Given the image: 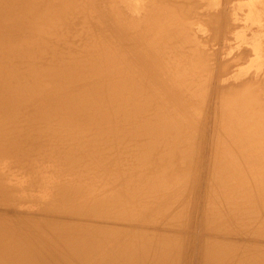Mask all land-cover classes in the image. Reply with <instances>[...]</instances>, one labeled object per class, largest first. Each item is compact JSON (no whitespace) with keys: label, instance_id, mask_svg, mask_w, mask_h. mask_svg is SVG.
<instances>
[{"label":"bare ground","instance_id":"1","mask_svg":"<svg viewBox=\"0 0 264 264\" xmlns=\"http://www.w3.org/2000/svg\"><path fill=\"white\" fill-rule=\"evenodd\" d=\"M128 141L139 163L155 152L156 165L192 168L173 200L179 234L133 241L69 223L128 217L134 199L114 208L79 181L103 148ZM18 163L24 178L0 172V205L27 206L0 208V264H94L110 242L123 251L105 264H264L255 244L204 241L222 213V233L264 238V0H0V167ZM173 178L155 175L141 194L158 196ZM242 206L251 216L240 226L229 213Z\"/></svg>","mask_w":264,"mask_h":264},{"label":"rangeland","instance_id":"2","mask_svg":"<svg viewBox=\"0 0 264 264\" xmlns=\"http://www.w3.org/2000/svg\"><path fill=\"white\" fill-rule=\"evenodd\" d=\"M100 32H101L102 35H104L110 41L109 45H112V46L116 47V43L114 42V41H116V40H114L115 39V37H114L115 35L111 32L110 29H108V31H106V29H101ZM135 45L138 46V48H140L139 47L140 45H138V44H135ZM136 46H132V47H128V48H124L123 49L124 54L127 57H129V59H131V57L134 54L136 55L138 53V51H137L138 48ZM126 56H124V57L126 58ZM138 71H141V69H139ZM140 73L144 74V71L142 70ZM245 132L246 131L244 130L241 133L245 134V135H247V133H249V131H247L246 133ZM124 140H123V142H124ZM157 140H161V139L157 138ZM122 144H120V142H119V144H117L115 146L103 148L101 150V153H100L101 154V156H100L101 161L99 163V166L95 167L96 168L95 170H89V171H87L88 168H89V167H87L85 169V173L83 172L82 174H80L79 181L83 182L84 185L88 184L89 185L88 187H90L92 189V192H93L92 194L106 195L107 197H109V196L112 197L113 202L115 204L114 208L115 207L116 208L120 207L123 203L127 204L128 200L130 201V203L128 204L127 207H129L131 205V202L134 199L135 203H133V207H132L131 211H129L128 217L125 218V219H121L123 217L122 216L119 219H113V220L106 219L105 221H102V219L101 220L92 219L90 217H85V218H77V217L73 218L72 217V218L69 219L70 222L69 221L68 222L72 223V224L73 223H81V224H84L85 227H87L89 225L88 228L93 227V226H103V227L106 228L108 226L109 230L111 232V235H115V236L116 235L117 236H119V235L120 236H128L129 235L131 237H135L133 239V241H135L138 238V236H140V235L147 236L149 233H154V232H157L158 230L161 231V233L163 232L164 238H169L172 235L173 236L177 235V233H178L177 231L178 230H176V229L181 225V222H178V221H183V218L180 219L181 216L179 215V212H178L179 211V206L176 205L177 201L174 202L173 200L176 197H179L178 195L180 194L181 187L184 185V183L187 181V179L189 177H191L190 176L191 175L190 171H191L192 168H189L188 166L186 168V165L184 166L182 164L183 163L182 161H180V164H177L178 162L174 161L173 159H166V160H163V161L162 160L158 161V163L156 165V161H154L155 160V156H154L155 152L154 153L152 152L153 155H152V153H150V156H148V159H146V161H142L141 163H139L138 161L140 159H137V158L141 157V155H143L140 152V150H139L140 149L139 148V144L131 142V141H128L125 144V146H123ZM133 146H135V147H133ZM219 147L221 148V152H220V148ZM222 147H223V145L221 146V145H219V143L216 145V151H215L214 154L217 155V157L219 159H220V157L223 156L222 155L223 154L222 153ZM114 149H116V150H114ZM110 151H111V153H109ZM219 154H220V156H218ZM107 156L109 158H107ZM127 156H129V157H127ZM132 156H133V158H132ZM151 160H152V162H151ZM106 162H108V163H106ZM221 162H224L223 158H222ZM138 163H139V165H138ZM106 164H107V166H106ZM176 164H177V166H176ZM152 165H153V167H152ZM178 167H179V169H178ZM0 168H1L0 172L3 173L4 176L7 177L8 179L11 178L10 180L22 179L23 176L25 177V172L23 171L22 166L19 165V163H18V165L9 164L6 167L3 166V167H0ZM149 168H151V169H149ZM180 170H182V171H180ZM183 170H184V172H183ZM98 171H101V172H98ZM134 172H137V174L134 173ZM165 172H168V173L171 172L172 174H174V178L170 179L168 181L167 187L163 190V192L161 194H159L158 196L155 195V196L150 197V198H148L149 195H142L141 194V191H145V192L147 191L146 187H147V183L149 182V179H151L155 175L157 177L160 176V175L162 176V175L165 174ZM180 172H182L183 174L182 173L180 174ZM150 174H151V176H150ZM81 175L84 176V177H82ZM130 177H131V179H130ZM179 178L181 180H179ZM93 179H95V180L97 179V181H99V182H97V181H95ZM26 193H28V195H32L31 193H33V191L32 190H26ZM181 197L182 196H180V198ZM9 200H12V202H13V204H10V207L7 206V205H9L8 202H7ZM144 200H146V201H145L144 205H142ZM24 202L25 201H23V200H18L16 198L14 199L12 197V198H8L6 201H3L2 205H0V208H1V211H4V212H5V210L6 211H21V210L24 211V210H26L25 207L27 206L26 203H24ZM140 202H142V203L139 204ZM11 205L13 206V208H12ZM114 208L110 209L109 212L113 213L114 212ZM240 208L236 209L237 212H234V213L232 212V214L229 213V215H232L231 216L232 217V221L237 222L239 225L242 224L240 221H245V220L246 221H250V220H247V219H248V217L251 216L250 214L246 213V210L243 209L244 208L243 206L241 208L242 212L239 210ZM167 211H168V213H167ZM258 212L261 214V217H262L261 221H264V200H262V202L260 204V207L258 208ZM27 213H29V210H28ZM171 213H173V214H171ZM31 214L32 213H29V215H31ZM32 215H31L32 217H35L34 214H32ZM162 215H163V217H162ZM256 215H258V214H256ZM213 217H215V216L211 215V217H209L210 221H214V223L211 222L209 224L210 225L209 227H211V225L212 226H220L222 228L225 227L222 224L221 225H217L221 221H225V220H223L224 219V214L223 213L221 214L222 218L217 219L216 217L215 218H213ZM158 220H159V222H158ZM216 221H218V222L216 223ZM256 221H260L258 217L256 218ZM220 227H219L218 230L211 231L212 233H210V232H209V234L205 233L204 234V241L211 242V240L213 241L215 239L222 238V239H225V240L245 241V242H247V243H249L250 245H253V246L255 244V246L256 247L258 246V248H264V243H263L264 242V238H263V236L262 237H256V238L255 237H250L247 234V233H249V230H248V232H247V230H243V231L239 230V231H236L234 235H233V233H230L229 235H226L225 233L221 232L222 228H220ZM226 228H228L227 225H226ZM148 229H149V231H147ZM155 229H156V231H155ZM241 229H244V228H241ZM246 229H249V228H246ZM144 232H146V233L143 234ZM125 243H127V242H125ZM112 244H113L112 242L108 243V245L104 248L105 250H103V251H106V254H103V256L107 255V257L104 258V259H101V260H100V258H102L103 256L98 257V261L95 262L94 264H105V261H106L107 258H109V257L112 258L111 255H116L117 253H121L123 251V249H122V250H120V252H118V247H116L115 249H113V247L111 248ZM108 247H109V249L107 250L106 248H108ZM125 247L128 248V247H131V246L130 245L127 246L125 244ZM109 253H110V256H109ZM94 258H96V257L94 256L93 259ZM113 258H115V257H113ZM119 260H120V258H118V261Z\"/></svg>","mask_w":264,"mask_h":264}]
</instances>
